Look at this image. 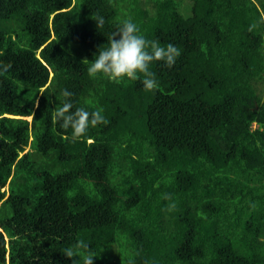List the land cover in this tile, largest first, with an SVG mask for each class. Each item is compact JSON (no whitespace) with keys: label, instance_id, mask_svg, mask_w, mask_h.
<instances>
[{"label":"trees","instance_id":"trees-1","mask_svg":"<svg viewBox=\"0 0 264 264\" xmlns=\"http://www.w3.org/2000/svg\"><path fill=\"white\" fill-rule=\"evenodd\" d=\"M128 17L181 52L152 90L85 71ZM5 68L0 264H264V0H0ZM61 89L108 122L73 140Z\"/></svg>","mask_w":264,"mask_h":264},{"label":"clouds","instance_id":"clouds-1","mask_svg":"<svg viewBox=\"0 0 264 264\" xmlns=\"http://www.w3.org/2000/svg\"><path fill=\"white\" fill-rule=\"evenodd\" d=\"M96 29L104 27L105 18L99 13L91 18ZM180 49L168 43L162 45L158 40H147L138 25L130 18H124L113 31L107 34L106 43L99 46L90 61L86 64V73L90 78L101 76L114 83H127L141 80L144 89L152 90L158 86L154 74L149 70L154 62H162L164 67L171 68L180 56ZM8 69L0 70V76L6 75ZM141 74L143 78L141 79ZM65 99L54 111L53 118L65 130L70 129L73 140L86 133L89 126L106 124L108 121L102 114L103 109L97 107L88 111L85 107H74L68 89H61ZM83 249V255H81ZM63 255L71 260V264H93L95 255L88 250L83 241H76L63 249ZM79 257V259H72Z\"/></svg>","mask_w":264,"mask_h":264},{"label":"rangeland","instance_id":"rangeland-1","mask_svg":"<svg viewBox=\"0 0 264 264\" xmlns=\"http://www.w3.org/2000/svg\"><path fill=\"white\" fill-rule=\"evenodd\" d=\"M28 120H30V119L28 118ZM253 127H255V126H253Z\"/></svg>","mask_w":264,"mask_h":264}]
</instances>
